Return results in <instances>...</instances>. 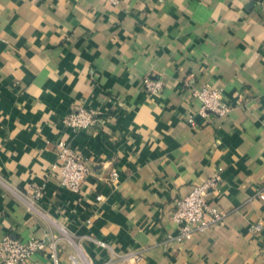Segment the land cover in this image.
Masks as SVG:
<instances>
[{
	"label": "crops",
	"instance_id": "obj_1",
	"mask_svg": "<svg viewBox=\"0 0 264 264\" xmlns=\"http://www.w3.org/2000/svg\"><path fill=\"white\" fill-rule=\"evenodd\" d=\"M206 84L226 117L200 113ZM78 107L103 122L75 131ZM61 142L91 166L79 193L52 172ZM218 169L209 199L225 221L173 240L175 200ZM32 184L45 188L31 207ZM261 191L264 0H0V240L54 241L62 264H264Z\"/></svg>",
	"mask_w": 264,
	"mask_h": 264
},
{
	"label": "built area",
	"instance_id": "obj_2",
	"mask_svg": "<svg viewBox=\"0 0 264 264\" xmlns=\"http://www.w3.org/2000/svg\"><path fill=\"white\" fill-rule=\"evenodd\" d=\"M111 5L117 6L121 0H105ZM144 89L152 94H160L163 89V82L146 77L143 80ZM193 96L201 103L200 113L203 115L212 114L216 117H226L232 106L226 101L222 89L211 84L203 85L199 89H194ZM101 112L85 107L74 109L68 116L66 123L75 131L91 130L103 121ZM189 122L193 125L194 119L190 117ZM58 160L52 166V172L60 175V186L67 188L74 193H79L81 188L91 174V166L87 160L78 152L73 150L67 143L61 142L57 146ZM218 171L203 184L193 188L184 197L175 200L171 211V218L178 226V234L172 239L178 242L191 239L195 234L206 232L207 230L223 224L226 215L219 206L210 201V191L217 189L221 182V173ZM118 173L113 171L111 180L115 185ZM44 185L32 184L29 193L32 199L28 204L32 207L44 194ZM258 197L264 200V192H259ZM99 200L102 197L98 198ZM252 233L263 231L261 224L252 225ZM98 244L107 248L103 241ZM48 251L50 264H62L60 251L56 242L47 243L44 239L32 237L22 241L6 236L0 240V259L3 264H27L35 255ZM143 258L140 252H133L123 257L113 253L109 262L105 264H125L130 259L139 262Z\"/></svg>",
	"mask_w": 264,
	"mask_h": 264
}]
</instances>
